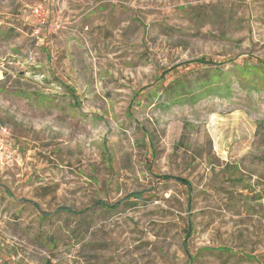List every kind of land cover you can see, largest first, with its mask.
Wrapping results in <instances>:
<instances>
[{"label": "rangeland", "instance_id": "1", "mask_svg": "<svg viewBox=\"0 0 264 264\" xmlns=\"http://www.w3.org/2000/svg\"><path fill=\"white\" fill-rule=\"evenodd\" d=\"M259 121L264 0H0V264H264Z\"/></svg>", "mask_w": 264, "mask_h": 264}, {"label": "trees", "instance_id": "2", "mask_svg": "<svg viewBox=\"0 0 264 264\" xmlns=\"http://www.w3.org/2000/svg\"><path fill=\"white\" fill-rule=\"evenodd\" d=\"M190 63H199V64H203V65L204 64H208V65H212V64H215L216 65L217 64L212 59L205 58V57H200V58L193 59V60H189V61H186L185 62V64H190ZM129 110H130V108H129ZM256 134L259 135V136H264V121L257 122V124H256ZM161 178H163L165 180H167V179H174V180H177V181L181 182L183 184V186L186 188L188 194L190 193V191L192 189L191 188V183L189 181L185 180V179H180L178 177H171V176H163ZM237 180H239V182H242V179H237ZM130 196L139 198V197H141V193H138V192L131 193L124 200H127ZM121 202L122 201H117V202H115L113 204H109V203L104 202V201L96 200V201L93 202V204L91 206H88V207H86L84 209H81V210H73L70 207L60 206V207H57V209L55 210V212L63 211V212L68 213V214H81V213L87 212L88 210H90L94 206H100V207H102L104 209H112V210H115ZM187 206H188V208H190L189 198H188V205ZM42 214L45 215V216H51L52 215V214H48V213H45V212H42ZM187 225H188V227L186 229L187 232L185 234V238L186 237H189V235L192 232L191 224L190 223H187ZM183 244H184L183 245L184 246V251L186 252V255H187V259L189 261L193 262L195 260V256L191 255V253L189 252L188 247H187V244H186V240H184ZM215 250L221 251V252H230V250L228 248H224V247H219V248H217Z\"/></svg>", "mask_w": 264, "mask_h": 264}]
</instances>
